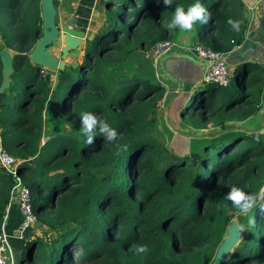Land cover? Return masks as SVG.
<instances>
[{
    "label": "trees",
    "instance_id": "obj_1",
    "mask_svg": "<svg viewBox=\"0 0 264 264\" xmlns=\"http://www.w3.org/2000/svg\"><path fill=\"white\" fill-rule=\"evenodd\" d=\"M195 2L174 0L166 7L162 0H108L101 27L87 40L79 79L65 89L69 71L60 72L52 87L50 75H43L27 55L41 34L40 0H0V39L3 48L14 51L12 81L0 94V148L16 159L32 213L42 231L50 232L26 241L21 264H209L240 212L227 199L230 188L250 194L264 188V144L254 136L228 130L202 139L198 151L181 156L159 146L151 135L164 87L125 61L168 40L179 29L166 28L175 7L187 9ZM199 2L211 17L207 24H195L197 42L223 52L239 46L246 29L241 0ZM54 5L58 9L59 1ZM229 20L239 22L238 30ZM249 67L242 64L241 72ZM261 75L252 80L260 82ZM247 81L232 74L220 98L224 112L232 115L231 106L238 104L235 117H245L260 106V95L241 91ZM19 86L27 93L17 101ZM79 93L84 95L77 98ZM47 106L73 134L56 131L41 144L47 135ZM187 111L180 114L194 128L201 127L197 120L211 116L207 110ZM84 112L115 128L117 141H107L97 128L95 143L88 145L80 130ZM123 145L128 149L120 152ZM13 186V177L0 166V237ZM261 203L251 211L248 234L222 264H264ZM136 245H147V253L137 254Z\"/></svg>",
    "mask_w": 264,
    "mask_h": 264
},
{
    "label": "crops",
    "instance_id": "obj_2",
    "mask_svg": "<svg viewBox=\"0 0 264 264\" xmlns=\"http://www.w3.org/2000/svg\"><path fill=\"white\" fill-rule=\"evenodd\" d=\"M58 1L57 13L60 11L63 15H60V26L68 21V27L83 32V39L86 44L87 40H91L102 25L108 0H67L66 3L69 6H65L66 0ZM241 2L245 9L242 22L246 25V29L244 40L240 45L246 42L247 49L237 57H228V60L231 73L244 82L254 70H257L258 67H255V65H264V0H241ZM71 19L74 20V25L70 24ZM250 32L253 35L248 39L247 36ZM168 40L174 46L164 54L154 57L151 50H141L145 53L144 56L135 58L134 54L132 57L133 62L128 67L151 81L162 83L168 99L167 102L177 105L172 109L174 118H177L175 113L183 111V108L179 107L178 104H182L185 107V103L188 104L189 102L188 98L194 93L196 100L209 97L212 102H215L220 99L221 97H216L219 96L217 91L214 92L210 85L202 83L205 69L203 63L192 52V48L198 43L195 28L190 32L180 29L172 31L168 35ZM236 48L238 46L233 49ZM187 56H191L193 59ZM244 63H248L250 67L254 65V67H251L247 72H244V70L241 72V66ZM262 70H264V66ZM53 83H55V77ZM53 85L51 86L53 87ZM243 85L244 83L241 86V91L248 92L247 88L242 90ZM261 93L264 96V87ZM174 97L178 99L179 103L174 102ZM260 105L261 107L259 106L253 114L245 117H234L231 121V126L232 128H238L245 135L254 136V138L259 135L260 141L264 142V101L260 100ZM231 107L233 108L232 111H236L237 106L232 105ZM195 110L198 111L199 107ZM191 111L190 113H192ZM45 113L46 108L43 112V117ZM193 113L197 114L199 112L193 111ZM21 222L22 212L18 201L13 198L7 205L2 225V236L5 238L8 247V264H21V251L26 241H28L27 239H32V237L25 239L24 235L38 234V231L33 229V225L27 231L21 233Z\"/></svg>",
    "mask_w": 264,
    "mask_h": 264
},
{
    "label": "rangeland",
    "instance_id": "obj_3",
    "mask_svg": "<svg viewBox=\"0 0 264 264\" xmlns=\"http://www.w3.org/2000/svg\"><path fill=\"white\" fill-rule=\"evenodd\" d=\"M115 1L116 0H114V2ZM66 2H67V0L65 1V3ZM65 6H69V4L66 3ZM107 12L109 14V10ZM60 15H62V14L60 11H58V17H59L58 18V25L59 26H60V24H59ZM120 27L122 29H125V25H123V24ZM87 44H88V41H87L86 45H83V46L71 51L69 53V56L72 55L73 60L75 58H77L79 61L84 59V54H85V49L87 47ZM2 48H3V42H1V39H0V50ZM60 48H61V43L56 42L51 47V52L56 54V55H60ZM150 50H151V53L153 54V52H152L153 47ZM9 51H10V54H14L13 50H9ZM29 52L27 53V55L29 54ZM110 55L112 58L116 57L114 54H110ZM132 62H133V60L130 58V56L125 61V63H129V64H131ZM77 64H78V62H77ZM263 66L264 65H259V64L255 65V67H258V68H257V70H254L253 73L249 76L248 81H247L248 86L243 85V87H242V90H245L247 88L248 91H250V92L254 91L255 94H257L258 96L260 95V99L262 100V102L264 101V96L262 95L261 92L258 91V89L263 90V87H264V70H262ZM251 67H254V65H251ZM251 67H249V69ZM49 71H51V70H49ZM50 73L51 74H49L50 75L49 85L50 86L52 84L56 85L57 83L56 84L53 83L54 77L56 75V71H52ZM257 73L262 74L261 75L262 80L260 82H255L254 80H252L254 75H256ZM79 75H80V72L78 69L69 70V78H68V82H66V86H64L65 89L69 88L68 83H73V84L76 83L77 80L79 79ZM52 79H53V81H52ZM159 84L161 86H163L162 83H159ZM54 85H53V87H54ZM21 87L22 86L18 87L19 92H17V94H16V96H17L16 100L17 101L20 100L19 95L22 96L23 93H27V91L22 90ZM226 88L227 87H221V90L218 92L219 96H216V97L217 98L222 97L223 93H225ZM83 95H84V93H79L77 98H81ZM60 97H61V94L58 96V98H60ZM159 97H160V99H158V101H157L158 109L156 111V122L152 126L151 135L154 138V141L159 146L167 147L168 149H170L171 151H173L176 154H179L181 156L182 155H188L191 152L198 151V149L200 147H202V145H198L199 141H201L202 139L211 140V139L217 138V136H219L220 133L227 132L228 130H229V132L239 130L238 128H235V127L232 128L231 121L234 119L236 114H239V110L241 108L237 107L236 111L233 110L230 112V113H232V115H230L229 113H226L221 109L220 99L216 98L217 100L215 102H212V100L209 99V97H208V98L204 99V102H201L200 104H198L199 103L198 100H200V99L196 100V96H193L192 99H189L188 105L186 107H183L182 104L181 105L178 104L179 107L183 108L184 112L189 107V109L192 110L191 112H193V111L202 112L203 110H207V113H211V116H210L208 121L197 120L196 122L198 124H200L201 127L194 128L192 125L188 124L187 121L183 120V117L180 114L181 111H178L177 113H175L177 118H174V116H172V109H174V107L177 105L167 102L168 99L166 98L165 91H163ZM230 99L236 100V98H230ZM173 100L175 103L176 102L179 103V101L176 97H174ZM225 102H227V101H225ZM196 103L198 104L197 106L199 107L198 111L195 110L198 107L194 108ZM211 105H212V107H210ZM236 105H238V104H236ZM241 107L244 108L243 106H241ZM260 107H261V105H260ZM182 108H180V109H182ZM190 110H188L187 113H190ZM200 121H202V122H200ZM217 121H220V124L217 125ZM244 130H246V129H244ZM43 131L47 132V135L42 137L41 143H43V140H46L48 138V134L56 132V131H61V133L63 132L64 134H68V133L73 134L69 130V125H67V124L62 125L60 123V121L57 119V117L54 116L53 111L49 106L46 107V113L44 114V117H43ZM262 143L264 144V142H262ZM1 149H3V148H1ZM251 214L252 213L250 212L247 215H244V214H241L240 212H238L232 219L238 223L240 228H241V226L243 227L242 235L248 234V232H249V227L251 224ZM239 217H242V219H243L242 222L239 220ZM33 227H34L33 229L35 231L36 230L38 231V234L37 235L35 233L30 234V236L28 238H31L33 236L45 238L50 234V232L45 233L42 231L43 227L39 225L37 220L33 224ZM45 229H46V227H45Z\"/></svg>",
    "mask_w": 264,
    "mask_h": 264
},
{
    "label": "water",
    "instance_id": "obj_4",
    "mask_svg": "<svg viewBox=\"0 0 264 264\" xmlns=\"http://www.w3.org/2000/svg\"><path fill=\"white\" fill-rule=\"evenodd\" d=\"M40 12L42 17L41 34L34 47L30 50L28 57L30 61L37 66L38 69L56 71V84L58 82L60 72L78 68L81 60L79 61L77 58L73 60V56H69V53L85 44L83 39V32L68 27V21L64 25H57V8L54 5V0H40ZM70 21V24L74 25V20L71 19ZM252 35L253 33L250 32L247 38H251ZM56 42L61 43L59 56L51 52V47ZM246 49L247 43L244 42L242 45L238 46V48L230 51L228 57H237ZM144 54L145 53H143V51H137L134 57H142L144 56ZM187 57L193 59V57L191 56ZM0 62L1 94L3 91L9 88L12 81L11 76L14 71L12 54H10V52L6 48H2L0 50ZM202 83H204V81H202ZM24 236V238L27 239V237H29L30 235L26 234ZM242 236V231L238 223L235 220H232L226 229L222 241L216 249L213 259L209 264H222L223 262H225L239 247L243 238Z\"/></svg>",
    "mask_w": 264,
    "mask_h": 264
},
{
    "label": "clouds",
    "instance_id": "obj_5",
    "mask_svg": "<svg viewBox=\"0 0 264 264\" xmlns=\"http://www.w3.org/2000/svg\"><path fill=\"white\" fill-rule=\"evenodd\" d=\"M159 2V0H158ZM163 5L166 7H171L173 5L174 0H162ZM211 17V13L208 9L196 0L195 3L185 9L181 5H177L175 7L173 17L171 21L166 25V28L171 31L179 28L182 31L190 32L193 30L194 25L199 21L201 24H207ZM229 24L232 25L233 28H239V22H234L229 20ZM232 79V78H231ZM206 84V83H203ZM212 85V84H206ZM193 96H196L195 93L190 96L189 99H192ZM199 103L203 102L204 98H199ZM196 103V105H198ZM186 106L188 104H185ZM185 106V107H186ZM198 107V106H196ZM195 108V107H194ZM189 109V107H188ZM80 125H81V133L86 136V143L88 145H92L95 143V135L96 130L98 128L99 133L109 142H115L118 138V132L115 128H113L106 121L100 120L97 115L91 112H84L80 116ZM257 143L260 142V137L257 135L255 137ZM128 146L123 145L120 146V152L127 151ZM119 154V152L117 153ZM227 199L232 202V204L240 210L241 214L247 215L254 208L257 207L258 201L264 200V188L260 189L259 194H250L245 192L243 189L239 187H231L230 191L227 193ZM260 212H264V203L259 204ZM241 231H243V227L241 226ZM135 252L137 254L147 253L148 247L147 245H136Z\"/></svg>",
    "mask_w": 264,
    "mask_h": 264
},
{
    "label": "built area",
    "instance_id": "obj_6",
    "mask_svg": "<svg viewBox=\"0 0 264 264\" xmlns=\"http://www.w3.org/2000/svg\"><path fill=\"white\" fill-rule=\"evenodd\" d=\"M174 44L169 40L156 43L153 47V55L155 57L161 56L168 49L172 48ZM192 52L195 57L203 63L205 73L202 81L206 84H212L218 87H228L231 83L232 73L229 68L228 54L229 52L212 50L197 43ZM219 92V91H217ZM0 166L3 167L14 179V186L12 189L11 199L18 201L22 212V222L20 225V232L27 231L36 221L32 213L31 195L29 188H27L22 177L17 172V161L9 155L5 150L0 148ZM8 247L3 236L0 237V264H8Z\"/></svg>",
    "mask_w": 264,
    "mask_h": 264
},
{
    "label": "flooded vegetation",
    "instance_id": "obj_7",
    "mask_svg": "<svg viewBox=\"0 0 264 264\" xmlns=\"http://www.w3.org/2000/svg\"><path fill=\"white\" fill-rule=\"evenodd\" d=\"M59 18V17H58ZM57 25H58V21H57ZM59 56V55H58ZM83 60V59H82ZM82 60L80 61V63H79V65L82 63ZM248 64V63H247ZM78 68H79V66H78ZM77 68V69H78ZM69 70H72V69H69ZM41 72H42V74L44 75V74H50V72L49 71H47V70H41ZM48 72V73H47ZM59 79V78H58Z\"/></svg>",
    "mask_w": 264,
    "mask_h": 264
}]
</instances>
